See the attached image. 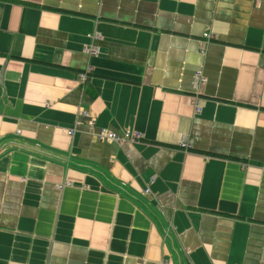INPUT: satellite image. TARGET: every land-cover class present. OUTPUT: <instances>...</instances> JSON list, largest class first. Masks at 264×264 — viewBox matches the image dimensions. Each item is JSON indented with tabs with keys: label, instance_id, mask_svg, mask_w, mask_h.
<instances>
[{
	"label": "crops",
	"instance_id": "1",
	"mask_svg": "<svg viewBox=\"0 0 264 264\" xmlns=\"http://www.w3.org/2000/svg\"><path fill=\"white\" fill-rule=\"evenodd\" d=\"M164 261L264 264V0H0V264Z\"/></svg>",
	"mask_w": 264,
	"mask_h": 264
},
{
	"label": "built area",
	"instance_id": "2",
	"mask_svg": "<svg viewBox=\"0 0 264 264\" xmlns=\"http://www.w3.org/2000/svg\"><path fill=\"white\" fill-rule=\"evenodd\" d=\"M204 37L206 38L207 41H211L212 39V35L208 32H206L204 34ZM86 51L90 54H95L96 50L93 47H89L88 49H86ZM195 78L197 81H199L200 83L204 82V76L201 72L196 73ZM195 104V112L197 114H199L201 112V107ZM84 116H88L86 113H82ZM89 127L91 129L95 128V121L94 120H90L89 121ZM74 134V130H69L68 131V135L72 136ZM95 138L98 141L101 142H115V143H123V142H130V143H139L143 140V135L142 133L133 131L131 129H127L122 133H115L113 131H109L107 129H101L98 133L95 134ZM183 146H186L185 143H182ZM68 184V183H66ZM145 194H150V189L146 188L144 191ZM164 264H167L166 261H164Z\"/></svg>",
	"mask_w": 264,
	"mask_h": 264
}]
</instances>
